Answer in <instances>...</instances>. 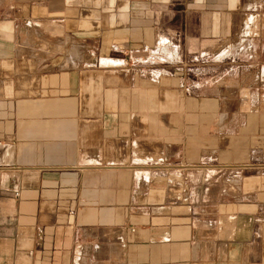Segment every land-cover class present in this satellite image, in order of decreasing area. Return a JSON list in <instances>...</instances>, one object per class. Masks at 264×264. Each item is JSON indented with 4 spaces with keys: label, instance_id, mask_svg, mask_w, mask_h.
Returning a JSON list of instances; mask_svg holds the SVG:
<instances>
[{
    "label": "crops",
    "instance_id": "0c3cea01",
    "mask_svg": "<svg viewBox=\"0 0 264 264\" xmlns=\"http://www.w3.org/2000/svg\"><path fill=\"white\" fill-rule=\"evenodd\" d=\"M262 75L264 0H0V264H264Z\"/></svg>",
    "mask_w": 264,
    "mask_h": 264
},
{
    "label": "rangeland",
    "instance_id": "374dc122",
    "mask_svg": "<svg viewBox=\"0 0 264 264\" xmlns=\"http://www.w3.org/2000/svg\"><path fill=\"white\" fill-rule=\"evenodd\" d=\"M238 44V43H237ZM244 54L243 52L239 53V56L234 53V51L226 52V51H221L220 52V57H219V63H221L220 68L218 69L217 66H215L214 57L213 55L209 54L207 56L202 57H197L195 59H192L191 63L192 65H189L187 69H182L183 72L187 73V76L189 77V84L188 86L192 89H198L200 91H204L205 94L210 93L211 89L215 87V82L218 81V79H225L228 78L227 74H231L234 80L235 79H241L244 77H247L246 74L243 72V68H236L233 65H229L230 62H237V58H241L240 55ZM156 59L151 60L155 62V65H152L153 67H156L157 69H162L165 70L167 73H172V72H178L176 70H170V69H165L163 68L164 65L167 63L175 64L176 59L175 56H169L165 57L163 55H156ZM237 57V58H236ZM140 59V58H138ZM173 60V61H171ZM242 62V61H239ZM231 67V68H229ZM251 71V70H250ZM255 75H258L260 79V73L259 69L257 67L256 70H252L251 74L249 75L250 77H247L249 81H253ZM264 75L261 76L263 78ZM253 80H252V79ZM251 79V80H250ZM259 84V81L256 83ZM229 86V85H226ZM225 87V85H221L220 88ZM236 87H230V89H234ZM260 86H255V82L253 85L250 87V93L253 95L254 100L251 101H243V100H238L237 102H233L234 108L235 104H240V108H248L249 110H261L264 109V101L260 99V91L258 90ZM264 88V86H263ZM242 88H240L241 90ZM243 94V93H241ZM232 103V102H230ZM239 108V109H240ZM232 109V108H231ZM236 109V108H235ZM241 119V117H240ZM237 121V118H236Z\"/></svg>",
    "mask_w": 264,
    "mask_h": 264
}]
</instances>
